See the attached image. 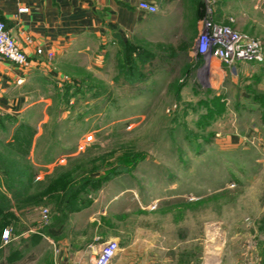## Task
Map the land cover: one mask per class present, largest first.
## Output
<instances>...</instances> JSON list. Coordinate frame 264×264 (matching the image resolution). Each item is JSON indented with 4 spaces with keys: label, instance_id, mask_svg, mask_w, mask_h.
Listing matches in <instances>:
<instances>
[{
    "label": "rangeland",
    "instance_id": "rangeland-1",
    "mask_svg": "<svg viewBox=\"0 0 264 264\" xmlns=\"http://www.w3.org/2000/svg\"><path fill=\"white\" fill-rule=\"evenodd\" d=\"M192 3L184 0L159 22L149 17L146 34L131 38L137 50L130 64L137 68L130 76L142 72L144 83H128L129 68L120 69L128 58L118 59L115 46L100 70L103 84H81L76 96L55 101L45 125L36 115L45 102L32 107L21 121L15 166L31 167V176L38 177L73 172L78 181L116 170L101 186L85 190L83 199L97 208L103 188L122 191L128 201L121 210L130 213L119 221L123 237L171 240L177 230L172 223H178L181 232L200 238L218 255L249 251L248 259L252 254L255 260L264 251V61H239L236 72L222 64L224 81L218 87L206 59L198 57L200 70L191 68L183 85L168 84L184 62L179 44L198 29ZM176 89L181 94L174 99ZM35 133L36 161L51 164L33 163ZM38 177L34 190L47 183ZM49 204L43 200L41 211L51 212ZM38 215L36 209L29 213ZM1 238L4 245L11 241Z\"/></svg>",
    "mask_w": 264,
    "mask_h": 264
},
{
    "label": "crops",
    "instance_id": "crops-1",
    "mask_svg": "<svg viewBox=\"0 0 264 264\" xmlns=\"http://www.w3.org/2000/svg\"><path fill=\"white\" fill-rule=\"evenodd\" d=\"M183 1H161L157 13L147 14L138 7L139 0H0V19L6 22L15 40L33 60L29 68H21L0 56V192L7 198L3 212L17 217L5 227L12 230L9 244L4 245L0 238V264H93L108 240L119 243L110 264H264V251L257 254L255 260L252 254L248 259L249 251L218 255L199 241L200 238L181 232L178 223H172L177 230L176 237L171 240L147 235L123 237L117 230L124 227L119 221L130 213L121 210L128 201L120 196L122 191L111 194L110 188H103L98 193L103 199L97 208L94 204L84 205L83 190L68 200L65 189L48 192L43 200H49L52 221L44 226L40 204H22L14 188L9 187L10 181L19 176H7L5 165H14L19 159L20 126L21 121L26 122V113L45 102L42 112L36 115L40 117L39 125L47 124L54 114L55 101L70 94L76 96L81 84L104 83L100 70L111 48L118 46L117 52L121 55L118 59L124 58L122 54L127 45H137L131 38L137 32L146 34L149 17L155 15L158 22L164 20L166 14ZM191 1L192 19L197 22L198 29L188 43L179 44L183 53L180 59L184 62L180 72L169 80L170 85H183L184 78L192 77L188 71L200 64L193 45L210 3L215 8L217 22L230 24L264 40V0ZM23 7L28 9L21 11ZM178 14L182 20V13ZM38 48L44 49L43 55L37 54ZM48 52H53V57L47 56ZM213 62L210 72L219 87L224 81L225 70L218 60ZM198 70L200 67L196 72ZM146 79L147 76H141L135 84H142ZM52 88L56 92L54 95ZM180 94L176 89L174 99ZM36 134L30 146L32 161L39 165L51 164L52 161L42 159L37 163L35 150L39 140ZM57 177L39 176L38 179L47 182L43 184L46 187ZM34 189L35 185L29 193H34ZM34 209L39 215L31 218L29 213ZM137 243L138 248L134 247ZM197 244L203 245L202 251L196 249Z\"/></svg>",
    "mask_w": 264,
    "mask_h": 264
},
{
    "label": "built area",
    "instance_id": "built-area-1",
    "mask_svg": "<svg viewBox=\"0 0 264 264\" xmlns=\"http://www.w3.org/2000/svg\"><path fill=\"white\" fill-rule=\"evenodd\" d=\"M161 1L167 0H139L138 7L147 14H155L159 11ZM28 8L23 7L21 11ZM194 52L198 57L205 58V65L212 67V62L216 59L221 64H225L231 70L237 71V63L264 61V47L261 41L255 36L234 29L229 24L217 22L215 20V8L210 3L206 8L201 32L194 45ZM38 55L44 54L43 48L37 49ZM53 52H48L47 56L53 57ZM0 56L10 60L21 68H29L33 60L26 51L18 44L5 21L0 19ZM52 221L51 212L48 208L41 211V222L50 224ZM3 239L8 243L11 233L6 229ZM119 249L116 240H108L100 249L99 255L93 264H110L112 258Z\"/></svg>",
    "mask_w": 264,
    "mask_h": 264
},
{
    "label": "trees",
    "instance_id": "trees-1",
    "mask_svg": "<svg viewBox=\"0 0 264 264\" xmlns=\"http://www.w3.org/2000/svg\"><path fill=\"white\" fill-rule=\"evenodd\" d=\"M135 50H137V47L134 44L127 45L124 59L128 58L127 59L128 64L123 63L121 64V67H120V69L125 70V71L127 70V68H129V71L128 72L126 71L129 76L132 74L131 72L135 71V69L137 68L135 67L136 65L130 64V62L134 60L133 57L136 54ZM131 76H130L129 81L135 82L137 81V79H139V77L144 76V75L142 72H139V76H136V75L133 77ZM15 165H16L15 163L14 165L11 163L5 165L6 166L5 171L8 174L7 176H19V179H17L18 177L17 178L14 177L10 181L11 185L9 183V187L12 186L14 188L15 195L19 196V202H21L24 205H34V206L39 205L43 201V197L46 193L53 192L54 190H60V189L64 190L65 189L68 191V194H69L67 195V200H68V197L69 199L71 198L74 199V197L77 194H79L82 190L83 191L87 190L90 186H93V187L101 186L102 183L114 177L113 175L116 171L112 169L111 171H109L107 174H105L99 179L95 177L90 178V177L82 176V178L79 181H78V178L73 176L72 174L73 172L71 173L67 172L53 179L50 185H47L46 187L43 186L41 189L40 188L37 189L34 193H29V189H31L34 185H36L37 178L36 176H31L32 175L31 167L29 168L30 169L29 170L27 169L28 167H24L21 169L19 165L18 166H15ZM12 169L14 172H11ZM6 199L7 198L0 192V238L3 235V231L5 230V227L8 224H10L13 220H17V217L14 214H11L9 212L8 213L3 212L4 208L2 206H6L5 205L7 204V202H5ZM84 205H86V201H84ZM48 225L44 224V226H48Z\"/></svg>",
    "mask_w": 264,
    "mask_h": 264
}]
</instances>
